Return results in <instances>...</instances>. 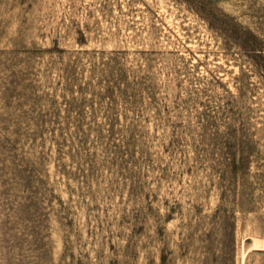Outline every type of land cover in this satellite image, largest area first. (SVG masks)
I'll return each mask as SVG.
<instances>
[{
  "label": "rangeland",
  "instance_id": "obj_1",
  "mask_svg": "<svg viewBox=\"0 0 264 264\" xmlns=\"http://www.w3.org/2000/svg\"><path fill=\"white\" fill-rule=\"evenodd\" d=\"M0 264H264V0H0Z\"/></svg>",
  "mask_w": 264,
  "mask_h": 264
}]
</instances>
